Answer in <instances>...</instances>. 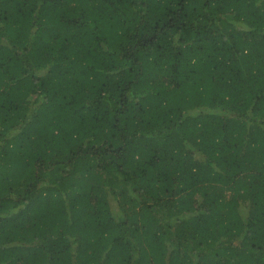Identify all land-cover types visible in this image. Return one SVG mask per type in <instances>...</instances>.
<instances>
[{
  "label": "trees",
  "instance_id": "16d2710c",
  "mask_svg": "<svg viewBox=\"0 0 264 264\" xmlns=\"http://www.w3.org/2000/svg\"><path fill=\"white\" fill-rule=\"evenodd\" d=\"M0 264H264V0H0Z\"/></svg>",
  "mask_w": 264,
  "mask_h": 264
}]
</instances>
